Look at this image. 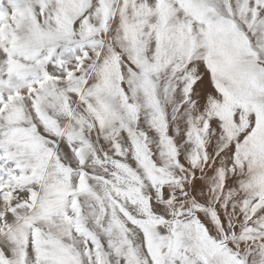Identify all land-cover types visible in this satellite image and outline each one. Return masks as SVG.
I'll use <instances>...</instances> for the list:
<instances>
[{
	"label": "snow or ice",
	"instance_id": "snow-or-ice-1",
	"mask_svg": "<svg viewBox=\"0 0 264 264\" xmlns=\"http://www.w3.org/2000/svg\"><path fill=\"white\" fill-rule=\"evenodd\" d=\"M0 264H264V0H0Z\"/></svg>",
	"mask_w": 264,
	"mask_h": 264
}]
</instances>
